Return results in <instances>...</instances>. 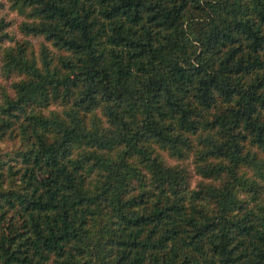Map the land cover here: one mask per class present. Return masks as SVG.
Here are the masks:
<instances>
[{
	"label": "trees",
	"instance_id": "trees-1",
	"mask_svg": "<svg viewBox=\"0 0 264 264\" xmlns=\"http://www.w3.org/2000/svg\"><path fill=\"white\" fill-rule=\"evenodd\" d=\"M3 7L0 264H264V0Z\"/></svg>",
	"mask_w": 264,
	"mask_h": 264
},
{
	"label": "rangeland",
	"instance_id": "rangeland-1",
	"mask_svg": "<svg viewBox=\"0 0 264 264\" xmlns=\"http://www.w3.org/2000/svg\"><path fill=\"white\" fill-rule=\"evenodd\" d=\"M1 16H4L5 19H7V20H12L13 22H15V21H19V19L16 18L15 14L9 12V11L6 9V7H3V8L0 9V17H1ZM12 28L14 29L15 27H12ZM15 37H19V35L16 34ZM36 41H37V40H34V42H36ZM0 82H1V80H0ZM2 145H3L4 148H7V147H9L11 144H9V143H5V144H2Z\"/></svg>",
	"mask_w": 264,
	"mask_h": 264
}]
</instances>
